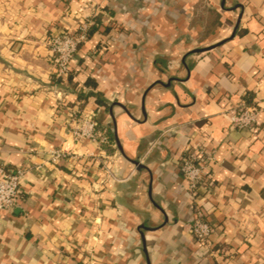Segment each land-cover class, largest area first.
<instances>
[{
  "label": "crops",
  "instance_id": "obj_1",
  "mask_svg": "<svg viewBox=\"0 0 264 264\" xmlns=\"http://www.w3.org/2000/svg\"><path fill=\"white\" fill-rule=\"evenodd\" d=\"M96 16L57 82L47 37ZM243 101L253 128L232 122ZM82 114L104 141L73 138ZM188 145L212 155L195 198ZM0 166L25 170L0 264H264V0H0Z\"/></svg>",
  "mask_w": 264,
  "mask_h": 264
},
{
  "label": "built area",
  "instance_id": "obj_2",
  "mask_svg": "<svg viewBox=\"0 0 264 264\" xmlns=\"http://www.w3.org/2000/svg\"><path fill=\"white\" fill-rule=\"evenodd\" d=\"M88 22H82L78 31L67 29L59 30L47 37V44L54 63V74L57 77H66L70 73L71 63L74 60L80 45L88 38ZM259 111L257 105H249L245 101L232 109V122L240 128H253L258 122ZM72 135L76 141L89 139L94 142L104 141L106 137L97 130V122L92 116H72ZM255 129V128H254ZM72 153L71 149L60 147L50 150V161L58 164L63 158ZM212 155L202 145H188L178 163V168L188 184L192 198L199 193L200 188L209 184L208 163ZM109 176L115 177L105 163ZM25 170H15L0 166V212L12 208L19 196ZM215 225L205 217L200 208H196L193 215L192 234L200 243L205 253H212V235Z\"/></svg>",
  "mask_w": 264,
  "mask_h": 264
},
{
  "label": "trees",
  "instance_id": "obj_3",
  "mask_svg": "<svg viewBox=\"0 0 264 264\" xmlns=\"http://www.w3.org/2000/svg\"><path fill=\"white\" fill-rule=\"evenodd\" d=\"M95 20H96L95 24L90 25L87 28V36L92 35L93 32L97 29V25L100 22V17L99 16H96L95 17ZM71 78H72V75L71 74H68V80H71ZM55 80L57 82L61 83L64 80V77H57V78H55ZM96 96H97V100H98L99 103H105V104L107 103L106 100L103 97H101V94L98 93Z\"/></svg>",
  "mask_w": 264,
  "mask_h": 264
}]
</instances>
